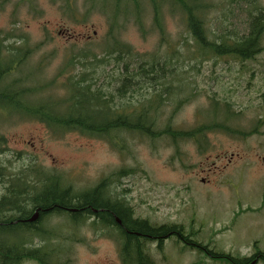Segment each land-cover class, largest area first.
<instances>
[{"label": "rangeland", "instance_id": "1", "mask_svg": "<svg viewBox=\"0 0 264 264\" xmlns=\"http://www.w3.org/2000/svg\"><path fill=\"white\" fill-rule=\"evenodd\" d=\"M159 1L165 41L161 42L152 21L149 0H137L143 33L136 24L132 3L126 0L119 2L114 33L139 53L158 60L174 56L173 71L165 74L171 81L166 86L177 99L187 100L172 116V127L189 130L216 121L252 133L213 130L206 133L205 140L181 139L176 143L167 136L148 139L131 134L126 139V152L120 153L105 140L76 131L53 136L41 122L11 114L9 120L0 121V136L5 140L0 162L6 165L9 160L11 170L16 171L34 159L41 168L60 173L75 190L88 189L113 171L135 167L136 172L122 178L114 189L138 215L156 224H183L185 230L194 232V241L214 253L235 257L251 255L257 249L264 253V96L260 91L264 80L249 78L251 73L264 75V50L244 65L212 54L188 59L187 52L195 47L182 14L169 2ZM206 1L213 5L204 16L210 39L218 40L221 33L232 37L246 33L245 9L249 8L241 0ZM257 1L264 7V0ZM63 4L61 0H0V37H5V44L18 46L22 45L19 36L26 40L25 46L32 47L29 60L18 72L33 73L34 82L49 81L71 49L80 50L90 40L100 52L106 41L115 0H98L92 9L88 0H72L76 17L63 12ZM87 9L90 12L83 20ZM171 47L178 52L170 54ZM38 63L42 64L40 69ZM104 67L108 73L117 74L115 63ZM55 88L49 92H61ZM46 92L36 97H44ZM174 104L173 100L165 101L158 116L160 127L169 121ZM201 178L208 182L202 183ZM2 183L0 194L4 193ZM66 218L48 215L44 228L67 224ZM35 242L40 243L37 238ZM154 242L147 241L146 252L155 264H229L205 259L199 250L184 247L174 238L163 242L162 251ZM60 243L68 245L72 264H108L107 257L119 264L118 257L107 252V242L90 239ZM23 264L38 262L24 260Z\"/></svg>", "mask_w": 264, "mask_h": 264}, {"label": "trees", "instance_id": "2", "mask_svg": "<svg viewBox=\"0 0 264 264\" xmlns=\"http://www.w3.org/2000/svg\"><path fill=\"white\" fill-rule=\"evenodd\" d=\"M61 1L64 4L60 9L76 17L72 0ZM88 1L90 9L98 3V0ZM120 1L122 0H115L112 12L109 14L111 23L100 52H96L90 44L91 41L87 40L89 45L75 52L71 49L54 76L43 83L34 82L33 73L22 75L18 72L33 50L32 47L25 46L26 40L18 36V41L22 45L13 46L10 43L3 45L6 39L0 37V117L5 119L11 114L9 112L16 111L15 115L41 122L53 136L76 131L103 139L112 149L120 153L126 152V139L131 134L148 139L167 136L176 143L180 139L194 140L202 137L203 133L213 128L227 129L218 123L202 124L190 130L174 129L171 118L187 98L177 99L178 103L170 113L169 121L160 127L158 120L160 109L165 101L172 100L176 96L175 92L169 90L170 86H166L171 81L165 75L173 71L174 56L168 55L158 60L155 56L135 51L132 46L118 38L114 31L117 33L115 23ZM126 1L132 3L136 24L143 33L137 0ZM163 1L169 2L180 11L185 28L193 38L195 50L187 52L188 59L212 54L216 57L227 56L244 60L264 50L261 43L264 35V7L259 4H254L252 9H245L247 23H251L246 28V33L234 34L233 37L224 35L221 42L217 43L209 38L204 21L205 12L213 6L212 4L206 0L204 3L202 0ZM247 1L241 0V3L246 5ZM149 2L152 21L161 34V42H163L165 39L160 1L149 0ZM248 3L251 4L249 1ZM90 9L85 11L83 20L87 19ZM252 10H256L257 14H253ZM170 52L173 54L178 51L171 47ZM111 62L118 66L116 75L105 70L104 66ZM41 65L39 63L38 67L40 68ZM152 74L157 75L153 81L145 78L146 75ZM12 75H16L15 78H9ZM174 75L176 74H171ZM99 79H102V82L96 85ZM113 81L120 86L116 87L114 92L111 85ZM55 86L61 90L60 93L49 92L56 89ZM44 92H46L44 97H36ZM4 142L1 135L0 152ZM11 168L12 163L9 160L6 165L0 162V182H4L2 183L4 193L0 194V235L7 236L6 241L0 239V264H19L20 261L28 259H34L39 264H61L52 262L51 257L55 255L48 252L43 243L35 242L36 238L39 241L42 238L45 240L41 235V226L35 222L17 221L20 217L17 211L27 214L32 205L46 209H66V207L85 205L84 210L89 213L92 209H97L99 212L103 208L106 212L105 216L113 218L115 214L121 220L122 227H126L128 234L122 236L123 251L124 257L128 259L127 261L133 262L132 264H137L138 261L143 264H154L146 253L145 241L149 240L146 235L171 233H178L184 239H188L192 247L202 251L211 259L223 260L229 264H256L259 260L264 261V253L258 249L250 256L243 257H235L223 252L214 253V250L210 251L207 245L193 241L191 236L194 232L185 230L182 224H163L158 227L149 224L146 219L132 218V206H127L126 199L115 193L114 187L121 185L122 178L136 172L135 167H124L113 171L84 190L73 189L60 173L47 171L34 161L16 171ZM108 186L113 189L114 197L109 195V188H106ZM79 214L78 211L71 217L77 218ZM157 241L158 248L162 249V239ZM18 247L21 248V253L17 251Z\"/></svg>", "mask_w": 264, "mask_h": 264}, {"label": "flooded vegetation", "instance_id": "3", "mask_svg": "<svg viewBox=\"0 0 264 264\" xmlns=\"http://www.w3.org/2000/svg\"><path fill=\"white\" fill-rule=\"evenodd\" d=\"M248 1L251 3L249 4ZM246 3V7L249 9L253 8L254 4H258L257 0H248ZM247 32V29H246ZM262 43V42H261ZM233 61L236 62H241V65H244L245 62L247 61H253V59H255V57L252 58H248V59H244V60H239V59H235V58H231ZM258 78L260 81V77L264 80V75L261 74H255V73H251L249 75L250 79L253 78ZM250 82V81H249ZM260 91L262 92V95L264 96V89L263 87L260 89ZM31 161H34V159H31ZM30 161V162H31ZM25 166V165H24ZM201 182L202 183H207L208 180H205V178H201ZM106 188H109V195L112 196V192L114 193L113 189L108 186ZM112 189V190H111ZM115 195V194H114ZM114 197V196H112ZM127 201V200H126ZM185 200L182 201V204L184 203ZM127 206H132V204L127 201ZM188 202V201H187ZM185 202V203H187ZM30 212H28L27 214L23 213L22 211L18 212L17 211V215H19V220H17L18 222L21 223H29L28 219L31 217V215L37 211L39 217L37 218V220H35L34 222L38 224V226H41V235L45 237V240L42 238L40 241L44 244L45 248L47 249V251L52 252L55 256L51 257L52 262H56V263H61V264H72L71 263V259L69 258V248L68 245H64V246H60L58 247L57 245H54V242H61V241H66V242H85L88 240H100L101 242H107L109 244L108 250L107 252L112 253L116 258L118 257L119 259V264H132L133 262L131 261H127L128 259L125 258V254H124V241L122 236L125 235L126 233V227L123 228L122 224H121V220L115 215L113 214V218L111 217H107L105 209H100L99 212H94V215L92 217L89 218H83L81 215L82 213L79 214V217L74 218L71 217V215H73L74 213H77L78 210L83 211L85 209V207H80L78 210H74V207H66V209H46V208H40V207H34V205L29 207ZM133 208V206H132ZM47 213V214H46ZM100 213V214H99ZM101 213H104V215H101ZM52 214H59V215H65L67 216L66 218V222L67 224H60L58 226L54 225L52 228H44V225L46 223V217L48 215H52ZM132 218L136 217V218H142V219H146L149 224H153L155 226H162L164 223H153L151 222L147 217H142L140 215H138L136 213V210H134L133 208V212L131 213ZM41 217V218H40ZM32 222V223H34ZM177 224V223H176ZM183 225V224H182ZM37 226V225H36ZM63 232H65L63 234ZM128 234V233H126ZM21 237V235H19ZM126 236V235H125ZM148 236L147 241H152L154 243H156L157 248H158V241L159 239H162V242H164L165 240L169 239V238H174L177 241L181 242L183 244V246L185 247H192V245L190 244L188 239H184L183 236H181L178 233H171V234H158V235H154V236ZM124 237V236H123ZM7 236H2L0 235V239L1 240H5L6 241ZM15 238V237H13ZM145 238V237H144ZM192 238V236H191ZM193 239V238H192ZM17 241H20L17 239ZM44 241V242H43ZM147 241H145V249L147 250ZM53 246H55V248H53ZM49 247V249H48ZM159 249V248H158ZM17 251H21V248L18 247ZM21 253V252H20ZM21 257V256H20ZM107 257V256H105ZM60 258H63V261H60ZM109 258L107 260L108 264H115L114 260L111 257H107ZM20 259V258H19ZM59 259V261H57ZM29 261H31L32 259H28ZM35 261V260H33ZM18 263V262H17ZM19 264H23V262H19ZM137 264H143V263H139V261L137 262Z\"/></svg>", "mask_w": 264, "mask_h": 264}, {"label": "bare ground", "instance_id": "4", "mask_svg": "<svg viewBox=\"0 0 264 264\" xmlns=\"http://www.w3.org/2000/svg\"><path fill=\"white\" fill-rule=\"evenodd\" d=\"M134 11V10H133ZM134 13V12H133ZM252 13L253 14H257V11L256 10H252ZM251 24V23H250ZM249 23L247 24V27L250 25ZM246 27V28H247ZM224 35H228L227 33L226 34H224V33H221V36H218V40H214L215 42H217V43H220L221 42V38L224 36ZM229 36V35H228ZM145 78L146 79H148V80H151V81H153L155 78H157V75H155V74H152V75H146L145 76ZM96 85H99V83H97ZM111 85H112V87H113V92L114 91H116L115 89H116V87L118 88V87H120L119 86V84H118V86H117V83L116 82H111ZM31 86V85H30ZM106 197V199H108L107 198V196H105ZM80 207H85V205L83 206H79V207H74V210H78ZM79 211V210H78ZM97 211V209H92L91 210V213H89L88 211H86V210H83V211H80V213H82V217L83 218H89V217H92L93 215H94V212H96ZM38 217H39V215H38ZM29 222V221H28ZM125 247H127V246H125Z\"/></svg>", "mask_w": 264, "mask_h": 264}, {"label": "water", "instance_id": "5", "mask_svg": "<svg viewBox=\"0 0 264 264\" xmlns=\"http://www.w3.org/2000/svg\"><path fill=\"white\" fill-rule=\"evenodd\" d=\"M38 218V213L35 211L32 216L28 219L29 222H34Z\"/></svg>", "mask_w": 264, "mask_h": 264}]
</instances>
